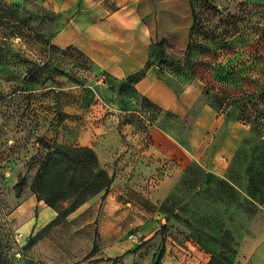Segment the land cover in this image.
<instances>
[{"label": "rangeland", "instance_id": "1", "mask_svg": "<svg viewBox=\"0 0 264 264\" xmlns=\"http://www.w3.org/2000/svg\"><path fill=\"white\" fill-rule=\"evenodd\" d=\"M140 8L151 27V45L156 41L163 45V71L154 73L175 96L182 97L184 111L183 115L164 111L150 101L160 110L153 113L152 127L168 133L180 145L186 144L195 128L201 130V142L214 141L219 134L214 129L216 122L207 124L193 112L198 103L209 107L216 121L222 116L226 121L233 114L241 129L237 150L253 126L262 129L252 136L263 137L264 0H142ZM50 21L41 0H0L3 264H100L113 241L119 242L113 264H154L159 252L158 264H208L212 256L224 264L252 263L251 249L264 245L260 184L254 183L256 190L252 189L244 169L228 174L233 158L217 176L197 163L184 167L162 157L153 146L152 127L145 121L151 110L140 98L120 92L117 81L122 79L100 72L74 51L59 53L49 40ZM190 64L200 65L199 70L195 68L201 80L192 78ZM248 94L229 106L237 96ZM222 98L228 103L220 107L217 101ZM80 123H96L101 128L99 145L108 159L111 156L107 175L113 179L105 198L100 192L88 195L84 203L93 202L99 208L110 200L113 209L122 212L117 214L119 231L104 226L91 254H86L84 236L74 235L68 223L28 239L8 218L10 212L36 197L34 179L48 153L40 141L48 147L94 152L70 139ZM116 138L121 149L112 155L110 148ZM71 203L67 199L57 204L61 215L71 212ZM61 215L57 221L63 220ZM49 218L42 213L38 225ZM151 219L159 224L162 219V242L151 260L148 251L138 258L139 250L148 244V239L138 235V228ZM165 240L169 242L166 247ZM185 244L201 263L183 260L189 251ZM102 249L107 252H99ZM175 255L179 262L173 260Z\"/></svg>", "mask_w": 264, "mask_h": 264}, {"label": "crops", "instance_id": "2", "mask_svg": "<svg viewBox=\"0 0 264 264\" xmlns=\"http://www.w3.org/2000/svg\"><path fill=\"white\" fill-rule=\"evenodd\" d=\"M41 1L51 16L49 40L56 50L61 52L69 47L77 49L93 62L100 72L111 74L118 79L137 73L146 64L147 52L152 40L151 27L144 21L140 8L142 0ZM134 87L160 109L180 115L184 114L180 103L182 97L175 96L173 90L158 79L154 71L149 70ZM193 112L200 115L207 124L215 120L214 129L219 134L214 141L201 142V130L195 128L189 133L186 144L180 145L168 133L158 127H152L150 135L153 146L157 148L162 157L179 162L184 167L197 163L217 176L222 175L239 146L241 129L235 123L233 114L226 121V117L223 116L218 117L216 121L214 112L207 106L200 107L198 103L194 104ZM99 129L101 128L96 123L94 126L80 123L78 129L72 132L70 139L78 145L92 149L96 153L98 164L107 172L110 168L111 156L108 159L107 154L100 148V139L97 134ZM214 129L212 132L215 131ZM118 139L113 141L110 148L112 155L121 149L120 139ZM161 193L165 194L164 191ZM111 204L112 202L109 200L98 208V206H94L93 202L84 203L68 214L66 218L57 221L58 213L35 197L10 212L8 218L17 232H20L23 237L31 239H35L45 230L68 223L72 227L74 235L84 236L87 245L86 254H88L92 250L93 244L98 242V232H102L104 226H110L112 232L119 231L117 214L122 215V212H116ZM42 213H48L50 218L42 225H38ZM159 220L160 224L159 221L151 219L138 228V235L148 239L145 249L139 250L138 258L148 251L151 260L159 248L162 242L159 233L162 219ZM257 242H260V239H257ZM168 243L165 240V247ZM118 244V241H113L107 248L108 252L104 249L99 251L107 252L103 255V261H99L100 264L114 263L115 255L119 249ZM186 244L185 246L188 248ZM193 248L195 247L193 246ZM251 250L254 257L252 263L249 264H264V245L256 244ZM164 259L162 260L164 261ZM185 259L201 263V260L191 249L185 252L183 260ZM173 260L179 262L178 255L173 256Z\"/></svg>", "mask_w": 264, "mask_h": 264}, {"label": "trees", "instance_id": "3", "mask_svg": "<svg viewBox=\"0 0 264 264\" xmlns=\"http://www.w3.org/2000/svg\"><path fill=\"white\" fill-rule=\"evenodd\" d=\"M189 46L190 44L188 45V48ZM162 47V42L156 41L150 46L148 60L144 67L138 70L137 73L117 81L121 93L140 98V100L144 103V107H146L148 111L151 110V113L145 114V121L149 123V127H152L154 124L152 122V120L155 119L153 113L160 110L145 97L138 94L134 86L149 70L155 71L157 74H161L165 62ZM70 51H74L80 56L85 57L80 51L72 47L62 50L61 52L65 54ZM58 52L61 53L60 51ZM155 62H157V64ZM195 67L199 70L200 65L190 64L189 70L192 73L194 72L191 76L192 78L201 80V76L199 78V72ZM249 96V94L240 97L237 96V98H234L235 100H232L231 103H229V106L236 104L240 100L246 99ZM217 102L221 107L222 103H228V99L222 98ZM144 125L145 124H142L141 128L146 130ZM251 129L250 135L243 139L241 146L235 152L233 161L228 167L227 173L231 174L235 172L237 168L240 170L244 169V173L250 175L248 184L252 187V189H255V184H260L261 189L264 191V135L263 137H259L257 139L253 137L252 134L262 128H259L257 125L253 126ZM40 142H42L48 153L43 157L34 179L33 192L36 195L37 200H42L47 207L52 208L55 212H57L59 217L61 213L58 211L57 204L61 201L70 199L72 202V212L86 201L88 195L95 196L97 193L102 192V197L105 198L113 179L112 175L108 176L107 172L98 164L97 156L94 152L89 149L72 150L67 148L62 149L59 147H48L46 142ZM260 195V200L264 203V194L261 193ZM71 212L66 211V213L61 216H63L64 219ZM91 253L92 252H90V254ZM160 257L161 253L159 252L154 264L159 263ZM215 262L218 264H224L222 261H218L213 256L209 260L208 264H213ZM0 264H3L1 252Z\"/></svg>", "mask_w": 264, "mask_h": 264}, {"label": "built area", "instance_id": "4", "mask_svg": "<svg viewBox=\"0 0 264 264\" xmlns=\"http://www.w3.org/2000/svg\"><path fill=\"white\" fill-rule=\"evenodd\" d=\"M100 81H102V82H103V78H101V79H100Z\"/></svg>", "mask_w": 264, "mask_h": 264}]
</instances>
